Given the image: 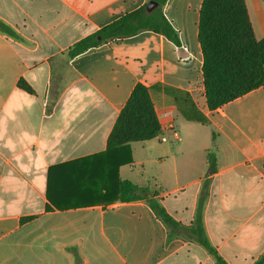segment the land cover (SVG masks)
<instances>
[{
	"label": "crops",
	"instance_id": "1",
	"mask_svg": "<svg viewBox=\"0 0 264 264\" xmlns=\"http://www.w3.org/2000/svg\"><path fill=\"white\" fill-rule=\"evenodd\" d=\"M149 1L0 0V21L17 35L0 32V264L215 263L194 239L171 234L145 199L119 201L118 180L149 190L185 228L207 182L202 222L217 254L227 264L264 255V87L207 108L202 0L163 7L179 47L142 31L67 57L74 43ZM244 2L261 40L264 0ZM138 83L161 132L130 143V161L116 169L128 151H108L107 139Z\"/></svg>",
	"mask_w": 264,
	"mask_h": 264
},
{
	"label": "trees",
	"instance_id": "2",
	"mask_svg": "<svg viewBox=\"0 0 264 264\" xmlns=\"http://www.w3.org/2000/svg\"><path fill=\"white\" fill-rule=\"evenodd\" d=\"M156 5L148 12L146 4L129 12L94 33L80 39L67 50V57L74 58L93 47L113 39L134 36L142 31H151L164 36L175 46H180L177 31L163 14L167 0H150ZM198 43L202 55V78L207 108L214 111L224 104L253 90L264 87V38L256 40L244 0H202L197 24ZM0 32L17 38L13 29L0 21ZM19 89L32 93L23 81ZM160 125L148 90L136 84L121 109L107 139V150L122 148L144 142L160 134ZM118 160L116 169L130 161ZM208 173L215 170V156L207 154ZM205 182L199 196L192 226L185 228L175 222L155 200L149 190L141 189L128 180H118V200L129 202L145 199L153 213L169 229L171 234H185L194 239L215 258L214 264H227L209 243L203 227L202 209L207 198ZM254 264H264V255Z\"/></svg>",
	"mask_w": 264,
	"mask_h": 264
},
{
	"label": "built area",
	"instance_id": "3",
	"mask_svg": "<svg viewBox=\"0 0 264 264\" xmlns=\"http://www.w3.org/2000/svg\"><path fill=\"white\" fill-rule=\"evenodd\" d=\"M168 130L170 131V133L172 134V136L174 137V138H176L177 137V132L174 130V127H173V125H172V123H170L168 126ZM164 140V139H163Z\"/></svg>",
	"mask_w": 264,
	"mask_h": 264
},
{
	"label": "water",
	"instance_id": "4",
	"mask_svg": "<svg viewBox=\"0 0 264 264\" xmlns=\"http://www.w3.org/2000/svg\"><path fill=\"white\" fill-rule=\"evenodd\" d=\"M155 5H156V4H155L153 1H149V2L146 4V9H147V11L150 12V11L154 8Z\"/></svg>",
	"mask_w": 264,
	"mask_h": 264
},
{
	"label": "rangeland",
	"instance_id": "5",
	"mask_svg": "<svg viewBox=\"0 0 264 264\" xmlns=\"http://www.w3.org/2000/svg\"><path fill=\"white\" fill-rule=\"evenodd\" d=\"M102 245H100L99 247H101ZM100 249H102V254L105 253V250L101 247Z\"/></svg>",
	"mask_w": 264,
	"mask_h": 264
}]
</instances>
